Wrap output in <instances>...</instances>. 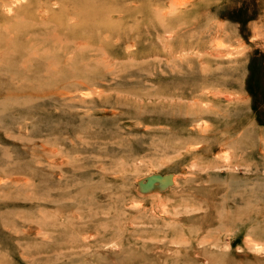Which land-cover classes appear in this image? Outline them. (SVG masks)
<instances>
[{"label":"rangeland","instance_id":"obj_1","mask_svg":"<svg viewBox=\"0 0 264 264\" xmlns=\"http://www.w3.org/2000/svg\"><path fill=\"white\" fill-rule=\"evenodd\" d=\"M262 170L264 0H0V264H264Z\"/></svg>","mask_w":264,"mask_h":264},{"label":"water","instance_id":"obj_2","mask_svg":"<svg viewBox=\"0 0 264 264\" xmlns=\"http://www.w3.org/2000/svg\"><path fill=\"white\" fill-rule=\"evenodd\" d=\"M172 182V175L171 174H159L153 173L147 175L144 180L139 182L141 190H149L152 188L156 183H158L161 187H165Z\"/></svg>","mask_w":264,"mask_h":264},{"label":"bare ground","instance_id":"obj_3","mask_svg":"<svg viewBox=\"0 0 264 264\" xmlns=\"http://www.w3.org/2000/svg\"><path fill=\"white\" fill-rule=\"evenodd\" d=\"M178 5H179V3H178ZM4 6V5H3ZM5 7V6H4ZM6 9V8H5ZM130 9V8H129ZM128 10V9H127ZM5 13V12H4ZM177 15V14H176ZM259 28V27H258ZM254 37V36H253ZM216 42V41H215ZM217 44H218V42H217ZM219 45V44H218ZM57 60V59H56ZM55 60V61H56ZM54 61V60H53ZM67 62V61H66ZM80 63V62H79ZM263 63V62H262ZM54 66H56V65H54ZM262 67V66H261ZM54 68V67H53ZM252 83V82H251ZM222 93V92H221ZM219 94H220V92H219ZM224 97H226V96H224ZM207 106V105H206ZM206 109V108H205ZM224 113V112H223ZM249 123V122H248ZM251 124V123H250ZM258 124V123H257ZM259 125V124H258ZM198 127V126H197ZM242 129V128H241ZM240 129V130H241ZM231 131V130H230ZM186 132H187V130H186ZM205 133V132H204ZM238 135V134H237ZM237 137V136H236ZM196 145V144H195ZM188 147V146H187ZM191 148H193V146L191 147ZM197 148V147H196ZM222 153V152H221ZM226 153V152H225ZM227 156V155H226ZM225 156V157H226ZM260 158V157H259ZM209 167H207V169H208ZM249 167L247 166V169H248ZM244 170H246V169H244ZM264 170H262V172H263ZM193 175V174H192ZM244 175V174H243ZM227 177V176H226ZM135 181V180H134ZM247 186H250V185H247ZM225 190V189H224ZM219 196V195H218ZM220 197V196H219ZM218 198V197H217ZM216 199V198H215ZM219 200V199H218ZM248 205V204H247ZM244 207V206H243ZM248 211V210H247ZM256 218V217H255ZM240 220H242V219H240ZM244 220V219H243ZM258 220V219H257ZM250 223V222H249ZM249 237V236H248Z\"/></svg>","mask_w":264,"mask_h":264}]
</instances>
